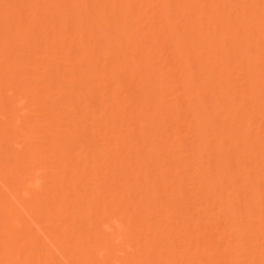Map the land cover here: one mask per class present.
<instances>
[{"label": "rangeland", "instance_id": "rangeland-1", "mask_svg": "<svg viewBox=\"0 0 264 264\" xmlns=\"http://www.w3.org/2000/svg\"><path fill=\"white\" fill-rule=\"evenodd\" d=\"M92 1L96 2V0ZM169 1L170 0H133V2L136 3L135 7L140 8H137L138 10H135V12L132 13L128 11L120 14L119 12L113 13V0H107V2H109V7L113 9L110 10L109 13L99 14V18L102 19L100 30L97 27L92 29L84 28V33L82 32V28H78L76 23H79L82 20V22L87 24H94L97 21L96 16L100 11L98 3H94V6L97 7V13L93 11L90 14L85 15L81 11V9L85 7V3L81 2V0H0V197L10 198L11 194L14 192L15 183L25 180L24 178L26 177L27 169L36 164V162L24 158L28 153L37 151L41 153L39 156L54 154L59 157V160L53 166L47 161L45 163L46 165L43 166L41 174L44 179H42L43 182L40 194L31 190L26 199L27 204H33V202L36 201L35 199H37L36 194H38L39 198L48 197L49 200H47L51 203L47 204L41 202L39 206L35 207H33V205H28V214L22 212V215H24V225L20 229L13 227L15 219V215L12 213L15 211L13 205L10 206L11 212H0V246L6 245L10 242L9 247L13 251L12 254L7 256L5 254L6 252L3 253L5 250L1 249L5 248L3 246L0 247V264H20L15 261L19 250L24 264H66L64 258H62L57 251L54 250V253H52L53 250L50 249V245L45 244L44 237L39 233V227H41L48 235H53L55 233L59 234L60 237H63L64 230H67L69 238L72 240H74L73 237L75 235L79 234L81 236L80 240L83 243L86 242L87 238H89L88 240L91 241V244L95 241L101 243L103 240V234L100 231L99 222L107 220L111 214L120 216L121 212L119 206L118 208L108 209V212L106 213H103V211L96 212L97 202L101 204L110 199V196L108 197L105 192L102 194L101 192L105 187L109 188L108 183L113 180H117L120 184L118 191L119 198L117 199V202H119V204L122 205V208L126 211L127 220L128 217L131 216L134 227L139 224L144 225L142 233L137 230L134 234L135 238L131 241L136 243L138 240L139 243L136 247H139L146 243L145 233L151 231V229H156L157 231L155 234L153 233V230L150 234L151 237H155L154 240L151 241V245H153V248L157 249V251H164V254L159 257L161 264H167L165 260L170 254L169 250L173 247V245H169L167 241L171 240L174 242L175 246L180 245V248L178 247V249L186 247L184 246L185 241L183 237L184 230L186 229L181 227L182 225L180 226L182 222L185 224H193L194 220H196V216L199 215L205 217L204 219L207 221H213L214 219L219 218V227L217 230L215 229L214 232V235L217 237L222 235L220 234L222 232V225H225L226 221L227 226L234 222L240 223L236 218L232 217L230 211L229 214H227L225 210V212L222 210L223 212L219 211V213L217 206L221 202L217 200L220 191H223L225 188L227 193H233V195L229 197L232 198L234 193L238 191L237 188L241 185L242 179L238 177L232 182L228 176L223 177L220 173L232 170V168H234L233 166L238 165V163H241V165H243V163L246 164L247 161L244 160V151L248 150V152H254L255 154H258V151L260 152V144H264V132H260L261 136H259V138L261 142L254 143L253 145L250 140L251 135H247L244 132V129L249 127L250 129H248L255 133L258 129V124L260 125L262 122L261 130H264V120H260L259 118L261 114L257 113L258 110L264 113V103H262L264 102V86L260 83L261 81H256V91L261 93L260 95H252L255 99H253V97L251 99L249 96L248 98L251 100L248 102H246L248 98L240 93L224 95L227 96L226 101L229 103L227 107L230 105L241 107L240 110L236 108L234 109V111L239 114L241 113V110L243 111V115H240L239 117L244 116L246 111L243 109L246 108L247 111H252V114H254V117L248 120L250 123H247L248 121H246L247 118L245 116L243 118V125H238V123L235 122L233 123L232 120H229L230 123L228 122L232 127L238 130V132L241 131V138L239 137L237 139L238 141L236 140L238 142L237 147L242 149L241 153V151L239 152V149L235 146H230V143L232 142L226 138V140L224 139V144L220 146L216 138L220 135L219 131H221V127L222 129L225 128L227 121L223 124V122L220 121L222 118L221 115L207 124V122L213 117V113H205L204 111H202V113H197L194 110L195 107L191 109V106L193 107V105L195 106L196 103L198 104L199 102V99L197 98L198 96L195 93L197 89L195 88L194 91V89L191 88L192 91L189 89L190 93H187L188 90H184L187 83L184 84L185 82L182 80L188 72H194L196 74L194 78L198 77L200 81L204 82H200L201 86L205 84L204 86L207 85L211 87L212 80L208 76L209 71L206 70L210 69L211 72L209 73L212 75V68L214 67L215 72H213L217 77H220L221 85L223 84L222 82L231 80L230 82L238 87L242 83V77H246L245 75L247 74V79L250 77L253 78L254 76L250 75L253 72L255 73L256 70H253L250 74V69L248 74L246 72L248 69L246 68H248L250 64L246 61H240V59L233 60L234 62L231 61L232 59L230 61L228 60L230 65L227 66V60L225 57L227 54L226 51L229 49L228 55H230L231 51L235 50L233 48L236 46V49L238 50L239 48L241 52L239 55L244 54L250 56L251 53H254V47H247V43L245 44L246 40H243V43H239V46L236 40L235 43L237 45L231 41L234 32L232 33V29L230 30V28L234 26L238 29L242 28V33H238L240 29H237V34L241 35L243 34L242 30L245 27L243 26L244 22H239L240 25L233 19V21H227V18L224 16L221 17V14L219 15V13L222 12V9L218 8L220 12L218 10L219 13L215 14L214 19L219 18L214 20V23L217 22L219 25L218 29L222 28L223 30L224 27H227L224 29L226 30L224 35H219L222 39H217L218 33H216L214 39L215 43L212 41L213 43L208 45L210 47L203 48L202 50H198L197 48V51L201 54L199 55L198 60H196L197 58L193 60L195 63H191V68H185L186 66L183 65V67H181V65L178 66L179 64H185V62L180 63L185 55L182 53L184 56H181L182 54H179L178 56V53L184 51H175L172 45H174L176 37L174 38L172 35L175 33L171 34V32L177 30L179 34L181 33L180 36H184L185 38V34H187L188 31V28L187 31L184 30V28L188 26L186 25L188 24L187 20L191 24L189 19L193 21V17L196 21L195 26H199V29L201 30V22H203L204 25V22L208 21L206 12H209L208 7L210 5L208 3H210V0H190L192 2L191 4L189 3L191 5H189L190 9L179 12L174 10V4L181 3L183 0ZM229 1L228 3H231V7H229L232 9L236 7L235 9H237L238 4L236 5V3L243 0ZM33 2L36 3L34 4ZM232 2L234 5H232ZM243 5L246 6L245 3ZM7 6H11L10 9L7 8ZM14 6L19 8L20 14L11 11ZM47 7L49 9H47ZM199 7L200 9L202 8L204 12L202 9H199L201 12H198L197 10ZM195 9L196 11H194ZM55 10H61L62 13H56ZM75 10L78 11L76 12ZM189 10L192 11L191 14V11ZM237 10L240 9L238 8ZM249 10L250 8L248 6L247 10L245 9L247 15L251 13V10ZM33 13H37V17H35L36 15ZM78 13L81 14L79 15ZM180 13L182 16H177V14L179 15ZM184 15L189 16L184 17ZM205 16L206 18H204ZM160 19L162 21L164 19L167 22L165 23V30L163 29L164 32L162 30L161 33L163 35H160L162 39L160 37L158 38V40L161 39V43L158 41L161 45H157L158 42L156 44L154 40H151V35L156 25L159 23L160 25L158 26L162 25ZM136 20L138 21L137 24L135 23ZM175 23V28H172V25ZM196 23H198V25ZM235 23L242 27H238ZM193 24L194 22L192 25ZM179 25L185 26H182L183 28L181 27L182 29L179 30ZM230 25L232 27H230ZM111 26L113 28H111ZM120 26L130 27L133 35L135 34V39L129 40L130 42L127 46L134 47L132 45L136 43L132 42L136 40L137 48L139 47L141 51L143 49L142 54L148 52V54L145 55L146 63L141 67L140 73L147 74L146 79L152 77L149 81L145 82L143 77L136 76L139 74H136L135 76L133 74L131 75V71L125 69L123 71H117L120 72V80H122V85L120 86V84H117V79L112 77V70L115 61L122 57L123 52H115V54L108 59H103L102 57L98 58L97 51L100 45L97 42V37L100 31H105V33L110 34L109 37H111L112 33H118L120 31ZM117 27L120 29L118 30ZM208 27H210V29H206V31H209L211 35L212 32L214 33V30L212 31L214 28L213 26ZM26 28H29L30 30L33 29L35 31L34 34L29 33L28 30L26 31ZM236 28H233V30L235 31ZM253 28H251L252 30L250 29V38L253 37L254 40L249 39L250 43H254L256 40L255 37H258L259 41L257 42L260 44V47H262L261 49L264 50V37L261 36L264 31L261 32V30L259 31L256 27ZM255 28L259 31L260 36H258ZM39 29L42 32H40ZM227 29L229 35L226 33ZM182 30L185 32L183 33ZM194 30L196 31L194 34L197 35L196 27ZM190 33H188L189 36ZM186 36L188 37V35ZM228 36H231L232 38H229ZM241 36H244V34ZM124 40L125 38L123 39L122 48L126 47V42ZM196 41L194 45L197 44V47H202V45L199 46V42L201 41H198V43H196ZM94 43H96V47L93 53L94 58L91 56V59H93L92 64H95V67L97 68L105 69V71L102 72V69H100L99 71L91 73L90 77L85 79V81L87 80L88 85V87H86L78 83V80L71 81V79H73L72 63L79 58L82 53L81 48H84V45L87 47ZM204 43L206 44V42ZM223 45L226 47V51L225 48L223 49ZM194 47H196V45ZM220 47L224 50L222 52H226V54L223 53V55L222 53H219L217 56L216 53L218 52L215 53V50ZM191 48H193V46ZM124 50V55L127 54V52V55H129L131 48L127 47ZM192 50H195V48ZM208 50L211 51L210 54H206ZM53 51L57 52L55 59L46 55L47 52L51 53ZM137 52L140 51L138 50ZM234 52H232L231 55L234 54ZM212 53L214 54V57ZM261 53H264V51L260 52V54ZM220 54L224 57L222 58ZM87 57H82V67H85V62L91 60L90 56ZM262 58H259V62H257L260 68H262L261 66H264V59ZM178 60L180 61L178 62L179 64L177 63ZM199 60H204L203 67L201 65L202 62H200V64L197 63ZM216 67H219V70ZM47 68L51 72V78H48L50 74L46 73ZM199 68L200 70H198ZM221 69H226L224 75L223 72L219 75L222 71ZM203 71L205 73H203L204 75H201ZM227 73H229L228 76ZM243 73L245 74L240 77V74ZM104 74L105 77L102 78ZM160 74L162 78L159 76ZM182 74V79H180L179 77H181L180 75ZM77 76L79 75L77 74ZM51 79L52 81L50 82L49 80ZM185 79L187 78L185 77ZM188 85L190 86V84ZM119 86L121 88H119ZM153 88H158L159 95L161 94L160 96L164 97V114H161L162 116L154 114V116H156L154 118L157 119L155 123H158L159 125L158 130H164L162 133L160 131V136L155 134L157 137L153 135L155 131L157 133L159 132L155 129L158 126L157 124H154V126L153 124L151 125V120H145L146 118L144 119V126L141 127V123H139L141 118L146 117L148 114L145 113L147 105L143 104L145 103L143 101V103L140 102L143 98L142 94L150 92ZM207 95L208 94L204 95L203 98H206V100L209 98L211 105H216L218 103V101H214L216 98H214L213 94H209V97H206ZM19 97L25 98V104H23V106L24 109H30L32 112L33 115L31 116V120L36 125V131H31L30 127L23 119H21L20 124L22 130L14 127V117L21 112V110L17 108L18 106L14 105V101ZM8 98L11 99V102H7L9 100ZM1 99L3 101H1ZM182 99L187 101L185 102L187 105H191L189 107L190 110L186 108V104L184 105L185 107H182L183 109L179 106L180 103L178 105V102ZM127 101L130 102L127 104ZM5 102H7V105L5 104L3 107V103ZM123 103H125V106H123ZM241 104L244 106H241ZM171 105L173 108L176 106L179 109H173ZM181 106H183V104H181ZM184 109H186L185 112ZM138 110L142 113L141 115H139L140 113L136 114ZM176 110L177 113L181 111V113L178 114V116L181 117L180 121H178L180 125H182L180 127L182 129H179L180 135L175 133L178 130H176V123L178 124V122L175 123V119H173V117H176ZM51 112L57 113L58 120L60 119L58 121L59 125L56 127L58 129L54 131L57 134L54 139L56 144L51 143L50 137L43 136V131L49 129V127L45 125L47 124L45 118L48 117ZM186 113H188V116ZM201 114L204 115L202 119L199 118V122L193 120L197 115ZM172 115L174 116L172 117ZM178 116L176 119L179 118ZM261 119H264V115H262ZM222 125L225 126L223 127ZM239 126H242V128ZM199 128L205 130L204 142L211 141L207 150L208 152H206L207 154H204L201 158L197 159V157L194 158L190 148L191 143L194 141V133L198 132ZM23 130L26 131V134L23 133ZM216 133L219 134L216 136ZM191 134L192 136H190ZM235 139L236 138H234L233 141ZM179 140L181 141V144H178ZM150 143H153V145L148 146ZM186 145L187 147L189 146V148H187ZM106 148H110L112 151L107 153L105 150ZM212 148L215 149L212 150ZM161 149H164V153H166H161ZM170 151L171 153L168 154ZM173 153L175 155H172ZM220 156L223 159H221ZM254 156L259 157L258 155ZM226 160H231L233 165L226 164ZM237 160L238 162H236ZM254 160L255 159L250 160L253 162L247 163L248 168H254L257 166V161ZM198 161L203 165L201 168L203 171H198L196 169V163ZM114 164H117L116 168H122L117 170L113 167ZM62 166L65 167V172L59 174L52 172V168L58 170ZM73 168H75L78 174L81 175L80 179L78 178L79 185H77V188L79 190L78 195L83 194V200H81L80 203L85 204L84 210H82L83 206H78L72 201L74 192L76 191L70 186L69 177L71 175H66L70 174ZM100 170L103 171L102 173H104L108 179V181L104 180L101 184L94 175V172ZM176 170L181 172H179L181 174L179 178L183 183V196H179L177 192L174 193L175 195L171 194V189L177 184V180L179 179L175 175ZM147 174H149V176H146ZM75 175L72 176L74 177ZM213 180H216L214 187L211 183ZM106 183L107 185H105ZM24 184L25 182L19 184V196L22 194ZM5 185L6 188L4 187ZM52 185L64 188L63 191L59 192L58 197L54 196V192L45 194L44 190L47 187L52 188ZM147 188H151V190L146 192ZM7 189H9L10 192ZM247 191L249 190L242 189V195L247 193ZM62 195H64V197H62ZM205 196L208 197L207 200ZM66 198L70 199L67 200ZM95 200L97 202H95ZM56 202L60 203L61 207L67 208L62 215L56 214V208L53 206ZM89 204L93 205L90 213L87 208V206L91 207ZM236 207L238 208L237 210L240 209L238 205ZM134 208H136L135 211ZM195 208H199L201 214H199V210L196 211ZM254 212L257 213V211ZM195 213L196 216L192 217ZM223 213H225V216ZM262 216H264V213H262ZM224 219L226 221H224ZM202 227L204 226L202 225L201 228ZM181 230L183 232H181ZM196 234L198 235V233ZM219 234L220 236H218ZM258 235V232H253L249 229L243 234L244 238L251 239L249 244L253 246L257 258L261 256V253L259 252L261 246L258 247L259 241L256 240ZM197 239L199 242H202L203 245L204 236L200 235ZM225 241L223 242L224 244ZM163 242L164 247L162 245ZM70 243L73 244L76 242L71 241ZM246 243L247 242H243L239 246L244 247L247 245ZM80 254L81 253L73 250L72 247L67 248L66 250V255L72 258L71 264H89L85 257ZM194 256V251L192 249L187 250L185 259ZM26 257L27 259L24 260ZM105 257L108 258V255ZM139 257L140 261H143V264H152V261L155 258L152 256L153 259H147L146 255H141ZM182 258H184V256ZM226 258H228L226 259L228 263L230 258L227 256ZM241 258L243 260L246 259L244 256ZM259 260H261V258H259ZM192 261L195 262V264H200L197 258H193ZM184 264L188 263L185 261Z\"/></svg>", "mask_w": 264, "mask_h": 264}, {"label": "bare ground", "instance_id": "bare-ground-1", "mask_svg": "<svg viewBox=\"0 0 264 264\" xmlns=\"http://www.w3.org/2000/svg\"><path fill=\"white\" fill-rule=\"evenodd\" d=\"M166 1H168V0H166ZM170 1H172V0H170ZM189 1L190 0H183L182 2L180 1L181 3H176V5L174 4V8H175L174 10L179 12V11H182V10L186 11L187 9H190V6H191L190 4L192 2L191 1L189 2ZM228 1L229 0H210V3H208L210 5L208 7L209 10L207 9L209 12L205 11L206 14H207V17H208V21L204 22V25H203V22H201V26H200L202 28L201 30L199 29V26L198 27L195 26V22L196 21L193 19L194 17L193 18L191 17L193 21H191V19H189L190 22H191V24H190L189 21L187 20L188 24H186V25H188V26H186V28H184L185 31H187V28H188L187 34H185V38H184V36H180L181 33L179 34V32L177 30H175V29H174L175 31L171 32V34L175 33L172 36H174V38L176 37V40L174 39L175 43L173 42L174 45H172L174 47L175 51L176 50L178 52H180L181 50L184 51V52L181 51V53H178V56H179V54L181 55L182 53H184V55H185V56L183 54L181 55V56H184V59H182V60L180 59L182 62H180L179 60L177 61V63L178 62H180V63H184L185 62V64H179L178 63L179 64L178 66L181 65V67L186 66L185 68H191V63L192 64L195 63V61H193V60L196 59V58H197L196 60H198L199 59V55L201 54V53L199 54V52L197 51V48H198V50H202L203 48L210 47L208 45L215 41L214 39L216 37L215 36L216 33H218L217 39H219V38H221V36L224 35V33L226 31L224 29L227 28V27H224L223 30H222V28L218 29L219 25L217 24V22L214 23V20L219 18L218 17V18L214 19L215 18L214 17L215 14L220 12V10L218 8L222 9V12L219 13V15L221 14V17L224 16L225 18H227V21H229V20L231 21L233 19L237 23H239V22L243 23L244 22L243 23L244 25L242 24L243 26H245L244 29L242 30L244 36H241L243 34H241V35L237 34V32H238V30L240 28L239 29L236 28L234 26V24L231 22L234 27H232L230 25V27H232V28H230V30L232 29L231 32L232 33L234 32V34H232L233 36L231 35L233 38L231 36H228V37L229 38L231 37L232 38L231 41L234 42V43H235V40H236V42H238V46L240 45L239 43H243L244 42L243 40H246L245 41V44L247 43L246 46L247 47H250V46L254 47V53H251L250 56H246L244 54H240L239 55V53H241V52H240L238 46H237L238 50L236 49V46H235V48H233V49H235L234 50L235 52L233 50L231 51V53L234 52V54L231 55V53H230V55H228L229 49H228V51H226L227 49H226V47H224V45L222 47H223V49L225 48V51L227 52V54H226V52H222L224 50H222L221 47L219 49L215 50V53L218 52V53H216L217 56H218L219 53L226 54L225 57H226V60H227V62H226L227 66L230 65L229 61L231 59H232L231 60L232 62H234L233 60H237V59L238 60L240 59V61H246L247 63L250 64L249 67L246 68V69H248L246 72L249 74L248 71L251 69V72H250V74H251L253 72V70H256L255 73L253 72L254 74L252 73L250 75V76L253 75L254 77L253 78L250 77V78L247 79V74H246L245 75L246 77H242L241 78L242 83L238 87L234 86V84H232L230 82L231 80L230 81L229 80L228 81H224V82H222L223 84L221 85L220 77H217V75L214 74L215 68L213 67L212 69H213L214 72L212 71V75H211V73H209V72H211L210 69L206 70V71H209L208 72V76L212 80V83H211L212 85H211V87H209L207 85L204 86L205 84L203 86H201L200 82L201 83H204V82L200 81L198 79V77H195V78H197V79H195L194 76H196V74L194 72H190V73L188 72V74L186 76L184 75L187 79H185V77H184L185 80L184 79L182 80L183 82H185L184 84L187 83L186 86H185L186 88H184V90L187 89L188 90L187 93H190V90L192 91L191 88H193L194 91H195V88H196L197 90L195 91V93L198 96V97L197 96L196 97L199 99L198 100L199 102L197 101L198 104L196 103V105L195 106L193 105V107L190 104L187 105L185 103L187 101H184L183 99L180 102H178V105L180 103L179 106L181 108L185 107L184 105L186 104L187 105L186 108H188V109H189L190 106H191V109L194 108V107L197 108V109L194 108L195 112H197V113H202V111H204L205 113H208V112H210L211 114L213 113V115H212L213 117L211 118V120H209L207 122V124H209L215 118H218L219 116L222 115V118L221 119L219 118L220 121H222L223 124H224V122L227 121V124H226V126L224 125L225 128L222 129V127H221V129H220L221 131H219L220 135H219V137L216 138V140L219 142L220 146H222L224 144L223 143L224 139L226 138L227 140H230L232 142V143H230V146H235L236 148L239 149V147H237L238 146L237 145V143H238L237 139L239 137L241 138V133H240L241 131L238 132V130H236L234 127H232L229 124L230 123L229 120H232L233 123L235 122V123H238V125L239 124L241 125L243 123L244 116L247 118L246 121H248L252 117H254L253 116L254 114H252V111H247V108H246L247 105H246V107H245L246 109L242 108L244 111H246V113L244 114V116L239 117L240 115H243V111L241 110V113L239 114L238 112L234 111V109L236 108V109L240 110L241 107L240 106L234 107L232 105L227 107L229 103L226 101L227 100V96H224V95H229L231 93H236V94L240 93L242 95H245L247 98L250 96L251 99H252V97L254 95H257V94L260 95V93H261V92L256 91V87L257 86L255 85L256 84L255 82L256 81L257 82L261 81L260 83L262 84V86H264V83H262V82H264V66H261L262 68H260L258 63H257V62H259L258 61L259 58L264 57V53L260 54V52H262L264 50L261 49L262 47H260V44L257 42V41H259L258 37H255L256 40H255L254 43H252V42L250 43L251 39L254 40L253 37L250 38L251 37L250 34H251V30H252L251 28L256 27L257 29H259V31L260 30H261V32L264 31V0H245V1L243 0V1L239 2V3L235 2L236 5L238 4L237 5V9L239 8L240 10L235 9L236 7L234 9L230 8L231 7V5H230L231 3H228ZM81 2L85 3V7L81 9L83 14H85V15H88V14H90L93 11L97 13V10H96L97 7L94 6V3H98L99 7H100V11H99V13L96 16L97 21L94 24H87L85 22H82V20L79 23H76L78 28H80V29L82 28V30L84 28H86V29L91 28L92 29V28H96V27L100 30L102 19L99 18V14H101V13H103V14L109 13V11L112 10L113 8H114L113 13L114 12L115 13L119 12L120 14L123 13V12H128V11H130V13H132V12H135V10H138L140 8V7L139 8L135 7L136 3H134L133 0H113V4H112L113 8L109 7V2H107V0H96V2H94L92 0H81ZM244 3L246 4L247 7L249 6V8L251 10V11L249 10L251 13L248 14V15H247V13L245 11V9L247 10V7L245 5H243ZM232 5H234L233 2H232ZM10 7L11 6H9V7L7 6V8H9V9H10ZM47 9H49V8L47 7ZM199 9H200V7L197 10L198 12L202 8L200 10ZM191 10H189V11H191ZM218 10H219V12H218ZM11 11L18 12L20 14L19 8L15 7V6L11 9ZM55 11H56V13L57 12L58 13L59 12L62 13L61 10L60 11L55 10ZM75 11L77 12L78 10H75ZM194 11H196V9ZM202 11H203V9H202ZM191 13H192V11L190 12V14ZM195 13H197V12H195ZM33 14L36 15L35 13H33ZM180 14L179 15L177 14V16H182V14L181 15ZM188 16L184 15V17H188ZM35 17H37V15ZM122 17H124V16H122ZM164 18H165V16H164ZM204 18H206V16ZM166 22L167 21H165L164 19H163V21L161 20V24L162 25L158 26V25H160V23H159L158 25H156L157 28L155 27L154 30H153V33L151 35L152 36L151 40H154L156 42V44H157L158 41L160 42V40L162 39V37H160V35H163L161 33H162V30L166 27V25H165ZM193 22H194V24L192 25ZM135 23L137 24L138 21L136 20ZM196 24L198 25V23H196ZM175 25H176V23L174 25H172L173 26L172 28H175ZM83 26H85V27H83ZM182 26L184 27L185 25H179L180 29H179V27H178V29L181 30L183 28ZM208 26H213V28H214V29L211 28L212 31L214 30V33L212 32L211 35H210L209 31H206V29L207 30L210 29V27H208ZM237 26L238 27H242V26H239V25H237ZM44 27H47V26H44ZM195 27L197 29V35L194 34L196 32L194 30ZM111 28H113V27L111 26ZM120 28H118V30L120 29V31L118 33H115V32L112 33L111 37H109L110 34L105 33V31H103V32L100 31L101 34L99 33V35L97 37V42L100 45V47L98 48V51H97L98 52V54H97L98 58L102 57L103 59H108V58L112 57V55L115 54V52H120V53L123 52L122 57L118 58L115 61L114 65H113V70H112V77H115L117 79V84H120V86L122 85L121 84L122 80H120V72H117V71H123L125 69L130 70L131 71V75L133 74L135 76L136 74H139V75H136V76L137 77H139V76L143 77L145 79L144 80L145 82L149 81L152 77L146 79L147 78V74L140 73L141 67L143 65H145V63H146L145 55L148 54V52L142 54L143 49L141 51L139 49V47L137 48L136 40L132 42V43H136V44H134V45L131 44L134 47L127 46L128 43L130 42L129 40H134L135 39V34L133 35V33L131 32L130 27H125V26L121 27L120 26ZM204 28H205V30H204ZM233 28H236V30L234 31ZM256 28H255V31L257 30ZM189 29H190L192 35H191ZM241 29L239 30L238 33L241 32ZM25 30L26 31L28 30V32L32 33V34H34V32H35L33 29L30 30L29 28H26ZM84 30L82 32H84ZM101 30H104V29H101ZM164 30H163V32H164ZM184 30H182L183 33L185 32ZM259 31L257 30L258 36H260ZM40 32H42V31L40 30ZM228 32L229 31L227 29L226 33L228 34ZM231 32H230V34H231ZM188 33H190V36H189ZM178 34H179V36H178ZM186 35H188V37ZM219 35H221V36H219ZM225 36H227V35H225ZM261 36L264 37V33H262ZM159 37L161 38L160 40H158ZM181 37L184 38V39H182ZM124 38H125L124 41L126 42V47L125 48H127V47L131 48V51L129 52V55H127L128 52H127V54L124 55V52H125L124 49L125 48H122L123 39ZM237 39H239V40H237ZM195 41H196V43H198V41H201V42H199V46L202 45V47H197V44H195L196 47H194L195 46L194 45ZM159 42H158L157 45H159L161 43V42L160 43ZM204 42H206V44ZM218 42H219V40H218ZM232 42H230V43H232ZM234 43H233V45H234ZM95 45H96V43H94L93 45L87 46V47H85L86 45H84V48H81V50H82L81 55L79 56V58L75 62L72 63L73 79H71V81H77L78 80V83H80L82 86L88 87L87 80L85 81V79H88L90 77L91 73H93L95 71H99L100 69H102V72L105 71V69L97 68V67H95V64H92L93 59H91V56L94 55L93 53L95 51V47H96ZM206 45H207V47H206ZM235 45H237V44L235 43ZM242 45H244V44H242ZM192 46H193V48H195V50H192L193 49V48H191ZM138 50L140 52H137ZM196 52H198V53H196ZM210 53H211V51L208 50V52L206 54H210ZM213 53H214V50H213ZM56 54H57L56 51H53L51 53H49V52L46 53V55L51 57L52 59L56 58ZM87 56H90L91 60H89L88 62H85V67H82V63H83L82 62V57H87ZM204 57H207V56H204ZM213 57H214V54H213ZM221 57H222V55H221ZM93 58H94V56H93ZM209 58H210V56H209ZM209 58H207V59H209ZM207 59H205V60H207ZM262 59H264V58H262ZM203 61L204 60H199L197 63L200 64V62H202L201 65L203 67V64H204ZM148 66H149V63H148ZM198 67H199V65H198ZM206 67H204V68L207 69ZM204 68H202V69H204ZM216 68L218 69L219 67H216ZM226 68H228V67H226ZM198 70H200V68ZM221 70L222 71H221V73L219 75H221L222 72H223V75H224V73H226V72H224V71H226V69H221ZM181 72H182V70H181ZM46 73L50 74L48 78L52 77L51 76V72L49 71L48 68L46 69ZM203 73H205V72L203 71L201 75H204ZM77 74L79 76H77ZM228 74L229 73H227V76H228ZM244 74L245 73L240 74V77H241V75L243 76ZM206 75H207V73H206ZM159 76L161 77V74ZM180 76L181 77H179V78L182 79L183 74L180 75ZM104 77H105V74L103 75L102 78H104ZM134 79H135V77H134ZM186 80H187V82H186ZM49 81L51 82L52 79L49 80ZM158 83H161V82H158ZM175 83H176V81H175ZM188 84H190V86ZM120 86H119V88H121ZM198 88L200 89V91H199ZM206 94H208L206 97H209V94L210 95L213 94L214 98H216V100H214V101H218V103L216 105L215 104L211 105V102H210L209 98H208L209 100L208 99L206 100V98H203L204 95H206ZM142 95H143V98H142V100H140V102H142V101L145 102V103H143V102L142 103L147 105V109L145 110V113H148V114L146 115V117L141 118V120L139 122V123H141L140 126L142 127V126L145 125V120H151L150 122H151V125L153 124V126H154V124L158 125V123H155L157 121V119L154 118V117H156V116H154V114H156L157 116L158 115L162 116L164 114V112H163L164 111V109H163V107H164V104H163L164 97L162 96L163 97L162 98L160 96L161 94L159 95L158 88H153L150 92L144 93ZM181 95H183V94H181ZM146 97H147V99H146ZM150 97H152L153 99L150 98ZM212 98H213V96H212ZM24 99L25 98H22V97L20 98L19 97L17 100L14 101V105L18 106L17 108H19L21 110V112L14 117V127L16 129L22 130V127L20 126V124H21V119H23V120H25L26 124H28V126L30 127L31 131H36V125L31 120V116L33 115L32 112L30 111V109H24V106H23V104H25V100ZM251 99L248 98L246 102H248ZM253 99H255V98L253 97ZM1 101H3V100L1 99ZM7 102H11V99H9ZM7 102L3 103V107L5 106V104L7 105ZM129 102L130 101H127V104ZM262 103H264V102H262ZM181 104H183V106H181ZM206 104H208V105H206ZM123 106H125V103H123ZM241 106H244V105L241 104ZM171 107H172V105H171ZM174 107L175 108H173V107L172 108L173 109H177V110L179 109L176 106H174ZM210 107H211V109H210ZM224 107H225V109H224ZM177 110H176V113H177ZM185 111H186V109H184V112ZM195 112H194V114H195ZM23 113H25V114H23ZM137 113L139 114L140 110H138L136 112V114ZM179 113H181V111H179L176 114V117L178 116ZM257 113L261 114L259 119L260 120H264V119H261L262 115H264V113L260 112L259 110H258ZM141 114L142 113H140L139 115H141ZM180 115H182V114H180ZM186 115L188 116V113H186ZM203 115L204 114L197 115L196 118H194L193 120L194 121L197 120L199 122V118L202 119ZM173 116L174 115H172V117ZM176 117H173V119H175L174 120L175 123L178 122V124L176 123L177 126L174 124L176 126V130L178 129L175 133L179 134L180 133L179 129H182V128H180L182 125H180V123H179L181 117L178 116L179 117L178 119H176ZM77 118H79V117H77ZM154 119H155V121H154ZM59 120H58V115L55 112L54 113L51 112L50 115H48V117L45 118V122L47 123L45 125H47L49 127V129L45 130V131L42 130L43 131V136L50 137L52 144H56L54 139L57 136V134L54 131L56 129H58L56 127L59 125V123H58ZM142 120H144V121H142ZM247 123H250V122L248 121ZM261 123H260V125L258 124V129H257V131L255 133H253L252 130H249L250 129L249 127L244 129V132L247 135H251L250 136V138H251L250 140L252 141L253 145H254V143L261 142V140L259 138V136H261L260 132H264V130H261V128H262L261 127L262 126ZM158 127H159V125L155 129L158 130ZM239 127L242 128V126H239ZM160 128H161V126H160ZM199 130H200V133H199ZM199 130H198V132L194 133L195 137L193 136L194 137V141L192 142L193 144L190 142L191 143L190 151L192 150L191 152L194 155V158L197 157V159L201 158L204 154H207L206 152H208L207 150H208V148L210 146V141H211V140H209L207 142H204L205 130H203V129L201 130V128H199ZM160 131L158 133L155 131V133L153 135L156 134V135L160 136ZM162 131L164 132V130H162ZM162 131H161V133H162ZM23 133L26 134V131L23 130ZM219 133H216L215 135L217 136ZM104 136H105V133H104ZM190 136H192V134ZM233 137L236 138L234 141H233V139H234ZM178 144H181L180 140H179ZM149 145L151 146V145H153V143L148 144V146ZM187 145H189V144H187ZM187 145H186V147H187ZM182 146H183V144H182ZM189 146L187 148H189ZM213 149H215V148H212V150ZM105 150L107 151V153L112 151L110 148H106ZM240 151L242 153V149L241 148L239 149V152ZM160 152L164 153V149H161ZM244 152H245V154H244V156H245L244 158L245 159L244 160L247 161V163H249V162H253V161H250V160L255 159L254 161H257V163L256 162H254V163H256L257 166L254 167V168L253 167L248 168V164L247 163H246L247 165L245 163H243V165H241V163H238V165L233 166L234 168H232V170H228L225 173L221 172L220 173L221 176H223V177L228 176L229 179L232 182H234L238 177H240L242 180H241V185L237 188L238 191L236 193H234V196L232 198H229V197L232 196L233 193H227L226 192V188L225 189L223 188L224 190L220 191L219 196H218L219 198L217 200V201L221 202L217 206L218 209H219L218 212L222 211V210L223 211L225 210L226 213L229 214V211H230L231 214H232V217L236 218L238 220V222H240V223H237V222L236 223L234 222V223H231V224L229 223L230 225L227 226L226 225L227 221L224 219V221H226V224L222 225L223 226L222 227V232L220 233L222 235L220 236V234H219L218 236H220V237H217V236L214 235V232H215V229L217 230L218 227H219L218 224L220 223V219L217 218V219H214L213 221H209V220L207 221L206 219H204L205 217H203L202 215H199V214H201L199 208H197V209L195 208L196 211L199 210L198 211L199 212V214H198L199 216H196V213L194 215H192V217L196 216V220H194L193 224H185L183 222L181 224L179 223L180 226L182 225L181 227L186 229V230L182 229V230H184V233H183V237H184V241H185L184 246H186V247L182 248V249H178V247L180 248V245L175 246L174 242H172L171 240L167 241L169 243V245H173V247L169 250L170 254L168 255L167 259L165 260V262L167 264H184L185 261L188 264H195V262L192 261L193 258H197L198 262L200 264H244V263H247V264H252V263L262 264V263H264V231H262V230H264V216H262V213H264V144H262V145L260 144V152L258 151V154H255L254 152L253 153L252 152H248V150H246ZM170 153H171V151L168 154H170ZM40 154H41L40 152L34 151V152L28 153L24 157L25 159L31 160L32 162H36V164L33 165V167L27 169L26 177L24 178L25 180H21L19 182L15 181L16 183H15V187H14V192L11 194L10 198L0 197V212L7 211L9 213V212H11L10 206H12V205L14 206L15 211L12 212L15 215V219H14V222H13V227H15L17 229L22 228V226L24 225V223H23L24 215H22L23 214L22 212H24L25 214H28V209L27 208H28L29 204H27V202H26L27 200L26 199L28 198V196L30 194V191L34 190V191L38 192V194H40V192H41V185H42V182H43L42 179H44L43 175L41 174V172L43 171V166L46 165L45 164L46 161L50 162L51 166H53L59 160V157H57L54 154L39 156ZM172 155H175V154L173 153ZM254 155H258L259 157H256ZM143 157H145V156H143ZM221 159H223V158L221 157ZM226 161H227L226 164H228V165L232 164L231 160H226ZM236 162H238V160ZM99 165H101V164H99ZM116 166H117V164L113 165V167H115V169H117V170H120L122 168V167L121 168H116ZM202 166L203 165L199 161L196 163V167H197L196 169L198 171H203L201 169ZM100 167H103V166H100ZM64 170H65L64 166H62L58 170H56L55 168H52V172L53 173H58V174L65 172ZM102 172L103 171H101V170L94 172V175H95V177L97 178V180H98V182L100 184L103 183L104 180L108 181L107 177ZM179 172H180L179 170L178 171L176 170V174H175L178 178L181 176V174H180L181 172L180 173ZM72 175H75L74 176L75 178ZM66 176H70L69 177L70 186H71V188L74 191H76V192H74V197H73L72 201L75 202L78 206H83L82 210H84V205L85 204L84 203H80V201L83 200V194L78 195L79 194L78 193L79 190L77 188V185H79L78 180L80 179L81 175H79L77 170L75 168H73L71 170L70 174H68ZM146 176H149V174H147ZM155 176H157V175H155ZM177 181H178L177 184L174 185V187L171 189L172 190L171 194L175 195L174 193L177 192L179 196H183L184 195L183 183L180 180V178ZM22 182H25V184H24V187L22 188V194H21V196H19L20 195V194H18L19 184L22 183ZM211 183L213 184V187H214V185L216 184V180L215 181L214 180L211 181ZM105 185H107V183ZM108 185H109V188L105 187V189H103L101 194L105 192L108 195V197L110 196V199L108 201H106V202L101 203V204L95 200V202H97V204H96V212L103 211V213H106V212H108V209H110V208H112V209L118 208V206H119L121 212H120V216H117L115 214H111L108 217L107 220L99 222L100 231L103 234V240H102L101 243H97V241H95L94 243L91 244L90 243L91 241L88 240L89 238H87L86 242L83 243L80 240L81 236L78 233H77L78 235H75L73 237L74 240H72V239L69 238V233H67V230H64L63 237H60L59 234H55V233L53 235H48V234H46V232L41 227H39V233H40V235H42L44 237L45 244H49L50 245L49 246L50 249L53 250L52 253H54V250L57 251L60 254V256L62 258H64L66 264H71L72 263V258L66 255L67 248H71V247L76 252L81 253L80 255L84 256L85 259L89 262V264H143V261L141 262L140 261V257H139L141 255L142 256L146 255L147 259H153L155 257L153 259V261H152V264H161V262L159 260V257H160V255L164 254V251H162V250L157 251V249H154L153 245H151L152 244L151 241L154 240L155 237H151L150 234H151L152 230H153L154 234H155V232L157 230L156 229H151V231H147L145 233L146 234V236H145L146 237V243H144L143 245H141L139 247H136L137 244L139 243V241L137 240V242L134 243L131 240H133L135 238L134 234H135V232L137 230L140 231V233H142V230H144V225L143 224H139L136 227H134L131 216H129L128 220H127L126 211L122 208V205L119 204V202H117V199L119 198L118 197V191H119V187H120V184L117 182V180L111 181L110 183H108ZM4 187L6 188V185ZM242 189H247L249 191H247V193L242 195V192H241ZM7 190L10 192L9 189H7ZM63 190H64V188H60L59 186L52 185V188L51 187H47L44 190V192H45V194H48L49 192H54L53 193L54 196L58 197L59 196V192L63 191ZM150 190H151V188H147L146 192H149ZM198 192H200V191H198ZM38 194H36L37 195V199H35L36 201L33 202V204L31 203L30 205H33V207H35V206H39L41 202H45L47 204L51 203V202L48 201L49 200L48 197L39 198ZM173 195H171V196H173ZM62 197H64V195H62ZM205 197H206V200H207L208 197L207 196H205ZM66 199L69 200L70 198H66ZM50 201H51V199H50ZM89 205H91V204H89ZM237 205L240 207L239 210H237L238 209L236 207ZM53 206H54V208H56L55 209L57 211L56 214H58V215H62L64 213V211L67 209L65 207H61V204L57 203V202ZM92 206L93 205H91V207L87 206V208L89 210V213L92 210ZM31 209H32V207H31ZM135 210H136V208H134V211ZM254 211H257V213H255ZM223 215L225 216V213H223ZM218 217H220V216H218ZM51 218H53V217H51ZM202 225L204 227L201 228ZM137 228H139V229H137ZM247 229H249V230H251L253 232H258V234H259L258 237L256 238V240L259 241V243H258L259 246L258 247L261 246V249L259 251L261 253V256L259 257V258H261V260H259V258H257V254L254 253L253 246L249 244L251 239H246L243 236L244 232ZM182 230H181V232H183ZM196 233H198V235ZM72 234H74V233H72ZM226 234H227V236H226ZM200 235L204 236L203 245H202V242H199V240L197 239ZM61 238H63V239H61ZM226 238H227V240L225 241ZM223 240L225 241V244L223 243L224 242ZM71 241H75L76 243L72 244V243H70ZM243 242H247L246 243L247 245H245L244 247L239 246ZM9 244H10V242H8L6 245H2L5 249L1 248L2 250H5V251H3V253L6 252L5 254L7 256L13 253L12 249H10V247H9ZM162 245L164 247V242H163ZM221 245H223V246H221ZM2 246H0V247H2ZM191 249L194 251V255L195 256L194 257H187V259H185V256L187 254V250H191ZM227 251H229V252H227ZM228 253H230L231 256ZM106 255H108V258L105 257ZM152 256H153V258H152ZM183 256H184V258H182ZM226 256L230 258V261L228 263L226 261V259H228V258H226ZM242 256H244L246 259L243 260L241 258ZM20 258H21V254H20V250H19L18 253H17V258H16L15 261H17L20 264H24L23 258H21V259ZM26 259H27V257L24 260H26ZM143 260H145V259H143ZM7 264H9V263H7ZM14 264H17V263H14Z\"/></svg>", "mask_w": 264, "mask_h": 264}]
</instances>
